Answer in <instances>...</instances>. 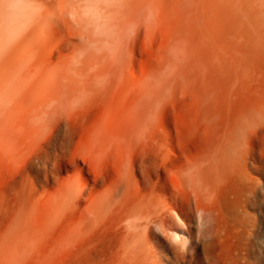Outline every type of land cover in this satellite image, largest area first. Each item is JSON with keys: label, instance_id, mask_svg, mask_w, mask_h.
<instances>
[{"label": "rangeland", "instance_id": "rangeland-1", "mask_svg": "<svg viewBox=\"0 0 264 264\" xmlns=\"http://www.w3.org/2000/svg\"><path fill=\"white\" fill-rule=\"evenodd\" d=\"M137 156L179 187L147 264H264V0H0V264H126L87 215Z\"/></svg>", "mask_w": 264, "mask_h": 264}, {"label": "bare ground", "instance_id": "bare-ground-1", "mask_svg": "<svg viewBox=\"0 0 264 264\" xmlns=\"http://www.w3.org/2000/svg\"><path fill=\"white\" fill-rule=\"evenodd\" d=\"M151 93H153L151 91ZM143 138V139H141ZM141 140L144 141L146 140V142H148L149 139H147L144 135H141ZM145 138V139H144ZM155 141H158L155 139ZM153 142V141H151ZM141 143V142H140ZM143 143V142H142ZM156 144V143H154ZM153 144H151L152 146ZM158 145V144H157ZM154 147V146H153ZM156 147V146H155ZM154 147V148H155ZM139 148V147H138ZM143 148V147H142ZM141 148V149H142ZM157 148V147H156ZM155 148V149H156ZM144 150L146 148H143ZM142 149V150H143ZM143 150V151H144ZM148 150V149H147ZM136 151V150H135ZM152 151V149H151ZM154 151V150H153ZM134 153H132L131 157H132V160H133V155ZM139 154V153H138ZM145 154V153H144ZM150 154V153H149ZM152 154V153H151ZM101 155V154H100ZM106 155V154H105ZM127 155L126 157H128L129 155L128 154H125ZM137 155V151H136V154L135 156ZM146 155V154H145ZM78 156V155H77ZM107 156V155H106ZM105 156V157H106ZM122 156V155H121ZM124 156V155H123ZM111 157V156H110ZM139 157V156H137ZM143 157V156H142ZM141 157V158H142ZM80 158L82 159V161H86V157H84V155H80ZM104 158V157H103ZM145 158L146 157H143L142 159H140L139 157V162L136 160L138 163H137V166L138 168L136 169L134 167V163L132 161V163H130L131 167V170L134 172L136 170H138V173L141 174V177L142 181L140 180L136 181L135 185L133 183V185H131V180H129V173L128 171L126 172L125 171V168L123 164H120L118 166V169L116 167V169L114 170V174L116 175V178L114 177L113 174H108L109 175V179H106L102 178L104 176H102V173H103V170L105 171V169L107 167H110L113 165H109V161L107 160V163H103L104 166H102L101 169L99 170H95L94 171V174L93 177L96 178V181L94 180V182H96L97 184V181H98V178L101 179L102 183H103V186H102V190H97L99 191V193L94 197L95 199H92V202L94 203V206L91 208L90 211H88V214L87 216H90L88 218V224L91 225V227H95L96 224L97 226H99L101 224V221H104L106 222V217H110L111 215L109 214H112V213H115L117 211V213H123V217H124V221L126 223V226H123V228H125L124 231H126L125 234H123L125 236V240L123 239V236H122V242L121 244L123 245H129L127 246V248L130 247V256H126L125 257V260L126 262L128 261L130 264H147V262L149 263V259H151L150 257V254L147 252V254L144 252L142 253L141 251L143 250V246L141 245V243H145V240L147 239L146 236L149 235L148 231L150 230V226L151 225H154L155 227L159 228V230L161 229H164V231L166 230L165 228H167L166 224L167 222L169 221L168 219H171L172 216H171V211L173 210V206H172V202L170 201V198L171 196H174L172 191L174 188V184L170 181V186H168L163 180H164V177H162V173H160L159 171L161 169H159V166H157V164L155 163V161H151L150 160V164H148L146 161H145ZM151 158V157H150ZM75 157L72 156V161H75L74 160ZM101 159V158H100ZM122 157H119V161H117L116 159L114 161H116V163H113L114 161H112L113 164H116L118 165L121 160ZM128 159V158H127ZM126 158L123 159L124 160H127ZM147 159V158H146ZM95 160V159H94ZM110 160V159H109ZM71 161V160H70ZM103 161H106V160H103ZM110 161V162H111ZM97 162V161H96ZM100 162V161H99ZM102 162V161H101ZM117 162H119L117 164ZM73 163V162H72ZM87 162L84 163V165L86 164ZM62 164V163H61ZM89 164V163H88ZM97 164V163H96ZM111 164V163H110ZM108 165V166H107ZM62 166V165H61ZM90 166V165H89ZM107 166V167H106ZM135 166H136V163H135ZM64 167V166H63ZM114 167V168H115ZM91 168V167H90ZM89 168V169H90ZM100 168V167H98ZM89 169L87 168V170L89 171ZM108 169V168H107ZM110 170L112 169L111 167L109 168ZM129 169H130V166H129ZM128 169V170H129ZM92 170V168H91ZM94 170V169H93ZM87 171V172H88ZM112 171V170H111ZM90 172V171H89ZM110 172V171H109ZM113 172V171H112ZM92 173V171H91ZM137 174V173H136ZM139 174V175H140ZM164 174V173H163ZM165 174H168V173H165ZM95 175V176H94ZM134 175V173H133ZM106 176V175H105ZM157 177L158 178V182L157 184H153L151 185L150 184V179L152 177ZM140 177V176H139ZM166 177V176H165ZM94 178V179H95ZM112 178V179H111ZM134 179V178H132ZM109 180V181H108ZM172 180V178H171ZM174 180V178H173ZM172 180V181H173ZM106 182H108V184H106ZM106 184V185H105ZM69 185V184H67ZM75 185V184H74ZM180 185V184H179ZM66 186V185H65ZM64 186V187H65ZM184 187V186H183ZM70 188V187H69ZM78 188V187H77ZM179 188L177 185H175V189L174 190H177ZM64 191V189H62ZM190 190V189H189ZM62 191V192H63ZM70 191V190H69ZM73 191V190H72ZM180 191V190H179ZM65 192V191H64ZM63 192V193H64ZM67 192V190H66ZM83 194L84 192L83 191H77V193H74L73 195H75L78 203L81 201V199L83 200ZM85 195V194H84ZM90 195V194H89ZM92 195V194H91ZM168 195V197H167ZM71 196V195H70ZM72 197V196H71ZM199 198V196H197ZM132 198L134 199L132 202ZM176 198V197H174ZM201 198V197H200ZM88 199V198H87ZM85 198V201L87 200ZM147 199V202L149 201V204H151L150 206H147L146 203H144V200ZM84 201V200H83ZM89 201V200H88ZM87 201V202H88ZM189 201H190V198H189ZM188 201V202H189ZM200 201V200H199ZM86 202V203H87ZM193 202V201H192ZM91 202H89L90 204ZM194 204V203H193ZM192 205V204H190ZM79 206V205H78ZM89 206V205H88ZM186 206V205H185ZM194 206V205H192ZM198 206V205H197ZM201 206V205H200ZM199 206V207H200ZM193 208V207H190V210L192 212H195L194 214H197L201 209L200 208ZM184 208V207H183ZM189 208V207H188ZM187 208V209H188ZM109 212L107 215L106 213ZM191 212V213H192ZM197 212V213H196ZM87 213V212H86ZM109 215V216H108ZM113 215V214H112ZM120 215V217H118L119 219L121 218V215L122 214H118ZM117 214L116 215H113V216H118ZM115 217L113 219H115ZM188 217V215H187ZM87 218V217H86ZM112 217H110L109 220H111ZM117 218V219H118ZM116 219V222H118V220ZM122 220V219H121ZM108 221V220H107ZM111 222V221H110ZM114 220L111 222L113 223ZM115 222V223H116ZM120 222V220H119ZM122 222V221H121ZM121 222L119 223L120 226H121ZM99 223V224H98ZM124 223V224H125ZM118 224V225H119ZM83 225V223H82ZM85 225V223H84ZM86 227V226H85ZM89 227V226H88ZM115 228L117 229V227L115 226ZM122 228V226H121ZM120 228V230H121ZM156 228V229H157ZM155 228H153L154 230ZM118 230H119V227H118ZM120 230H119V234H120ZM123 230V229H122ZM121 230V231H122ZM150 231V233L152 234V231ZM158 230V229H157ZM160 230V231H161ZM162 232V231H161ZM122 233V232H121ZM114 234V232L112 233ZM111 234V235H112ZM115 234H116V231H115ZM115 234L113 235V237H117L115 236ZM117 234H118V231H117ZM150 234V235H151ZM154 234V233H153ZM121 236V235H120ZM148 237V236H147ZM151 237V236H150ZM118 240V239H117ZM149 240V239H147ZM125 244H124V243ZM147 243V242H146ZM120 244V245H121ZM170 244V243H169ZM149 245V244H148ZM122 246V245H121ZM145 247V246H144ZM148 247V246H147ZM173 246L171 245L170 248H172ZM132 248V249H131ZM146 248V247H145ZM148 248H151L150 246ZM175 249V248H174ZM173 250V249H172ZM171 250V251H172ZM127 254V253H126ZM146 254V255H145ZM149 254V255H148ZM181 254V253H180ZM152 256V255H151ZM181 256V255H180ZM124 261V260H123ZM124 262V263H126ZM127 262V263H128ZM126 263V264H127Z\"/></svg>", "mask_w": 264, "mask_h": 264}]
</instances>
